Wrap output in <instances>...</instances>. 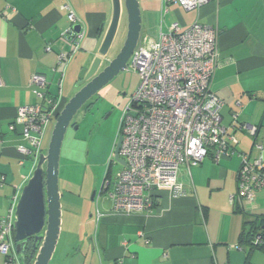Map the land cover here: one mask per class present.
<instances>
[{"label":"crops","instance_id":"0c3cea01","mask_svg":"<svg viewBox=\"0 0 264 264\" xmlns=\"http://www.w3.org/2000/svg\"><path fill=\"white\" fill-rule=\"evenodd\" d=\"M139 3L140 38L157 40L173 23L187 28L199 22L218 30L219 63L212 91L223 101L222 124L239 140L238 151L264 160V0H211L191 10L178 4L164 6L163 0ZM65 4L75 12V23L69 20ZM111 15V0H0V175L5 177L0 186V220L15 210L20 191L36 164L19 150L27 144L23 125L17 123L11 129L20 107L41 102L32 90L31 76L35 72L46 74L49 96L64 104L68 97L63 85L73 56L82 50L85 60L94 57ZM76 23L82 26L79 36L72 28ZM74 38L80 46L73 53ZM62 52L71 55L66 63L59 62ZM234 112H239L240 122L259 127L256 139L229 127ZM240 163L238 155L219 162L208 156L190 167L182 163L178 182L187 194L173 196L162 191L150 212L115 213L111 197L106 209L97 202L96 211L101 216L90 214L88 225L93 227L95 221L96 226L86 234L91 245L82 240L89 248L72 251L74 256L68 253L65 259L64 248L59 252L56 248L51 261L245 264L250 260L252 264H264V249L251 251L243 240L248 217L264 216V188L257 191L252 205L242 207L231 202L238 190ZM4 262L5 255L0 251V264Z\"/></svg>","mask_w":264,"mask_h":264},{"label":"built area","instance_id":"2783aa9c","mask_svg":"<svg viewBox=\"0 0 264 264\" xmlns=\"http://www.w3.org/2000/svg\"><path fill=\"white\" fill-rule=\"evenodd\" d=\"M210 1L163 0V5L178 4L191 10ZM64 8L69 12V20L75 23L76 14L70 5L65 4ZM73 42L74 53L80 42L76 38ZM217 43L218 30L199 22L187 28L173 23L157 40L140 38L128 63L140 82L123 111L118 131L119 155L125 165L116 180L112 183L107 179L100 191L112 198L113 212H150L159 193L165 190L173 196H185L187 191L178 182L180 165H197L208 156L217 162L233 155L241 158L238 190L231 196L234 204L252 205L257 191L264 188V160L238 151L239 140L228 134V128L222 124L223 101L212 91L219 63ZM70 56L60 53L59 62L66 63ZM30 82L41 102L20 107L11 129L14 124L23 125L27 144L19 150L37 162L44 151V134L49 123L56 120L61 104L49 96L46 74L35 72ZM238 117L239 112H234L229 127L246 131L256 139L259 127L240 122ZM4 181V175H0V186ZM97 215L100 217L101 213L98 211ZM13 216L12 210L0 220L4 264H21L14 244ZM259 240L260 235L255 242Z\"/></svg>","mask_w":264,"mask_h":264},{"label":"rangeland","instance_id":"374dc122","mask_svg":"<svg viewBox=\"0 0 264 264\" xmlns=\"http://www.w3.org/2000/svg\"><path fill=\"white\" fill-rule=\"evenodd\" d=\"M126 36V16L123 15L119 33L110 51V57L122 47ZM85 53L79 50L70 62L69 70L63 92L70 99L78 90L77 80L83 67L90 64V60L84 58ZM84 64V65H83ZM74 66V68H73ZM72 71V78L69 75ZM70 80V82H69ZM140 82L139 75L130 67L120 72L108 85L103 87L90 102L79 109L74 121L79 127H70L64 138L60 160V191L62 193V230L57 245L58 252L64 248L66 254L78 251L79 248H89L91 241L86 237L94 231L88 225L90 214L96 215L97 202L103 209L110 206L108 193L100 194L107 168L114 148L119 138V124L125 107L131 95L137 89ZM120 91L127 92L123 98ZM110 113L105 122L99 124L102 116ZM56 121L49 123L42 140V149L47 150L53 128ZM122 164L115 161L110 167L108 179L113 183L117 173L122 169ZM96 190V199L91 200L93 191ZM83 239H86L83 243ZM56 249V250H57ZM73 251V253H72ZM77 255V254H76ZM74 256V255H73ZM54 260L51 261V264Z\"/></svg>","mask_w":264,"mask_h":264},{"label":"water","instance_id":"95a60500","mask_svg":"<svg viewBox=\"0 0 264 264\" xmlns=\"http://www.w3.org/2000/svg\"><path fill=\"white\" fill-rule=\"evenodd\" d=\"M112 15L97 53L90 64L83 67L78 78L77 92L60 105L47 150L40 153L34 170L23 185L15 204L13 216L14 244L22 264L26 263L25 249L29 239L34 240L30 264H49L57 248L62 230V193L60 191V160L67 130L75 115L120 72L129 66V60L140 40L142 14L139 0H111ZM123 15L126 16V36L118 53L110 51L119 33ZM76 35H81V24H74ZM102 32V30H101ZM110 116L107 114L106 118ZM78 126L76 127V129ZM121 138L115 153H119ZM119 163L125 165L123 159ZM96 199V190L91 200Z\"/></svg>","mask_w":264,"mask_h":264},{"label":"trees","instance_id":"16d2710c","mask_svg":"<svg viewBox=\"0 0 264 264\" xmlns=\"http://www.w3.org/2000/svg\"><path fill=\"white\" fill-rule=\"evenodd\" d=\"M258 235H260V240L256 243L255 240ZM243 240L250 245L251 251L254 249H264V216L248 217ZM245 264H252V262L247 260Z\"/></svg>","mask_w":264,"mask_h":264},{"label":"flooded vegetation","instance_id":"af4514ba","mask_svg":"<svg viewBox=\"0 0 264 264\" xmlns=\"http://www.w3.org/2000/svg\"><path fill=\"white\" fill-rule=\"evenodd\" d=\"M118 51H119V50H118ZM118 51L115 53V55L118 53ZM115 55H114V56H115ZM114 56H113V57H114ZM113 57H112V58H113ZM77 82H78V80H77ZM119 93H120V96L123 97V98L127 95V92H125V91H120ZM89 102H90V100H89L87 103H89ZM87 103H86V104H87ZM107 114H108V113H107ZM107 114H105L104 116L101 117V119H100V121H99V124H102L103 122L106 121V119H107V118H106ZM74 118H75V117H74ZM77 126L79 127L78 122H77V121H74V119H73V121L71 122L69 128H70V127H72V128L74 127V128L76 129ZM119 139H120V138H118V140H117V142H116V145H115V148H114V152H113V157H111V159H110V162H109V165H108V168H107V173H106V175H105V178H104L103 184H104V182L108 179V176H109V173H110V167H111V165H112L115 161L119 162V159H122V158L120 157L119 153H118V154L115 153V150H116V147H117V144H118ZM103 184H102V185H103ZM101 187H102V186H101ZM33 242H34V240H33L32 238H30V239H29V244H28L27 248L25 249V257H26V263H27V264H30V262H31L29 256H30L31 253H33L32 248H30V246H32Z\"/></svg>","mask_w":264,"mask_h":264}]
</instances>
